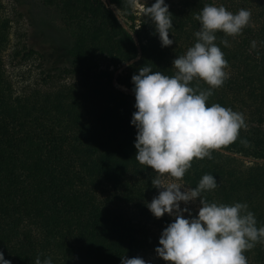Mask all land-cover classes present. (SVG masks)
<instances>
[{"label":"trees","instance_id":"1","mask_svg":"<svg viewBox=\"0 0 264 264\" xmlns=\"http://www.w3.org/2000/svg\"><path fill=\"white\" fill-rule=\"evenodd\" d=\"M57 13L72 41L63 66H52L42 81L49 89L14 94L5 76L2 52L9 20L0 4V252L11 264H121L157 241L154 217L146 204L159 189L157 173L136 159V128L131 124L135 97L115 88L133 89L131 77L142 66L172 76V61L194 46L204 5L232 13L251 12L236 36L216 33L228 62V78L212 89L207 104L243 114L246 128L212 159L194 158L181 181L195 188L205 174L217 187L201 193L209 203L247 204L264 226V0H165L172 15L162 47L155 26L137 16L129 0H41ZM151 6L155 0H143ZM112 6L123 12L125 28ZM135 39V40H134ZM226 39L229 46L221 44ZM256 41L252 48L251 42ZM35 51L22 54L27 57ZM18 51L15 52V55ZM113 78V72L132 57ZM108 67L112 70L108 71ZM99 70L98 75H92ZM71 77L69 82L64 81ZM202 89L209 86L193 81ZM247 141V145L241 143ZM222 151H226L223 153ZM231 153V154H228ZM242 157V158H241ZM199 202V198H197ZM247 264H264V243L245 251Z\"/></svg>","mask_w":264,"mask_h":264},{"label":"clouds","instance_id":"2","mask_svg":"<svg viewBox=\"0 0 264 264\" xmlns=\"http://www.w3.org/2000/svg\"><path fill=\"white\" fill-rule=\"evenodd\" d=\"M136 0H129L135 3ZM143 16L155 26L162 47L171 46L169 29L172 15L165 0H155L150 7L140 5ZM200 29L194 33L196 42L183 55L175 57L174 75L153 72L151 66H142L131 77L134 85L135 109L131 124L136 128L135 159L158 175L151 180L159 191L146 206L151 214L160 218L165 214L174 217L159 237L156 255L165 264H247L245 251L256 243H264V226L257 227L256 218L247 204L232 205L209 203L201 193L217 187L214 176L205 174L195 188L165 183L160 177L170 176L181 180L194 158L212 159L213 150H221L234 143L240 129L246 128L243 114L217 103L207 101L228 78V62L215 43L216 33L225 36L239 35L248 26L251 12L241 8L235 14L224 6L206 4L194 16ZM221 44L228 47L226 39ZM252 48L256 41L251 42ZM193 81H203L209 87L202 89ZM247 145V141H241ZM183 189V191H181ZM199 209L195 217L183 202L196 201ZM188 213L189 218H185ZM0 264H11L0 252ZM35 264H52L51 258L37 257ZM121 264H147L140 257H121Z\"/></svg>","mask_w":264,"mask_h":264},{"label":"rangeland","instance_id":"3","mask_svg":"<svg viewBox=\"0 0 264 264\" xmlns=\"http://www.w3.org/2000/svg\"><path fill=\"white\" fill-rule=\"evenodd\" d=\"M3 14L9 20L8 41L2 52V61L4 65L5 76L12 86L14 94H24L34 89H49V84L42 81L44 75L49 72L52 66H63L68 64L66 61L67 50L71 45V35L68 30H65L58 18L57 13L51 6L44 4L41 0H0ZM140 5H144L143 0H136L132 3L131 9L137 16H142ZM119 22L128 29L127 20L123 17L117 7L112 6ZM148 18V17H147ZM135 40V39H134ZM29 49L35 51L27 57H22V54ZM18 54L15 55V52ZM138 56L132 57L123 62L116 71L113 72L114 76L119 73L126 65L135 61ZM108 71L112 67H108ZM99 70L93 71L92 75H98ZM66 82L72 80L71 77L63 79ZM112 84L115 88L122 90L124 93L135 97L132 89L119 85L112 79ZM226 153V151H222ZM231 154V153H228ZM242 158V157H241ZM247 164L251 161L263 164L264 159L243 158ZM165 183L175 182L188 188L181 180L175 181L170 176L160 177ZM162 189H159V191ZM183 191V189H181ZM181 208H188L192 217H195L198 209L199 202L192 201L185 205L183 202L180 204ZM185 218L188 213H185ZM174 222V217L165 214L154 223L152 226V233L156 238V245L158 244L161 232L167 225ZM140 258H143L147 264H165L159 258L155 249L149 248L140 253Z\"/></svg>","mask_w":264,"mask_h":264}]
</instances>
